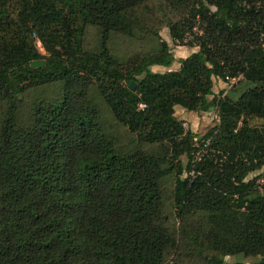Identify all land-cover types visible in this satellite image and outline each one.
I'll return each instance as SVG.
<instances>
[{
	"label": "trees",
	"instance_id": "16d2710c",
	"mask_svg": "<svg viewBox=\"0 0 264 264\" xmlns=\"http://www.w3.org/2000/svg\"><path fill=\"white\" fill-rule=\"evenodd\" d=\"M151 2L178 17L172 39L198 52L177 59L163 41L113 54V37H137ZM88 26L96 50L83 46ZM227 78L244 91L215 94ZM53 84L57 97L23 120L28 92ZM100 100L131 147L106 130ZM176 107L218 111L194 181L196 135ZM263 168L264 0H0V264H183L184 248L195 264H264ZM170 176L177 230L165 213ZM240 255L259 260L228 261Z\"/></svg>",
	"mask_w": 264,
	"mask_h": 264
},
{
	"label": "rangeland",
	"instance_id": "374dc122",
	"mask_svg": "<svg viewBox=\"0 0 264 264\" xmlns=\"http://www.w3.org/2000/svg\"><path fill=\"white\" fill-rule=\"evenodd\" d=\"M149 4V3H148ZM142 10L143 16V28L139 32V35L133 39L115 36L113 37L110 46L111 51L121 60H127L133 56L144 55L151 52H155L159 44L163 41H167L173 50L176 53V50L180 48V39L173 40L171 37L170 29L167 26L169 20L175 22L178 20V17L174 13H170L169 9L164 5H160L157 2H151L149 5ZM199 30L195 28L193 32L187 31L183 34V43L188 44L194 40V34L198 33ZM83 46L88 50H96L99 46V30L95 26H88L83 37ZM40 50L44 52L43 47L39 45ZM186 49V48H185ZM178 59V58H177ZM178 60L173 64L172 67L167 68L160 72H167L170 70L178 69ZM153 69V68H152ZM154 71V70H153ZM159 72V71H158ZM235 80L231 86L226 85L224 92L230 93L233 89H236L238 92H243L245 85L242 82ZM243 81V78H242ZM59 85L53 84L38 88H33L30 90L25 97V102L21 115L22 119L25 120L31 111V106L36 101L45 99H54L59 93ZM95 91V90H94ZM222 92V91H221ZM96 97V92H92ZM98 96V95H97ZM99 98V96H98ZM101 107L103 109L102 113V123L104 124L106 130L114 136L120 147L128 148L131 147L135 142L136 138L128 132L124 127H120L114 120L112 114L108 110L107 106L100 100ZM189 111L179 107L176 110V115L179 119H182L185 123L187 129H191L195 135V140L201 142L204 137L219 124V116L217 109H213L209 114L202 115V112H199V117L194 119L188 115ZM194 140V141H195ZM184 165L188 163V158L186 156L182 157ZM264 172V168L261 170ZM165 187V213L168 219L169 225L172 229L177 230L180 226V219L176 216V211L174 208V178L172 176L168 177L164 183ZM229 262L236 261H246L247 263H253L259 260V258L249 257L245 258L244 256H232ZM179 260L183 264H195L189 255V248H184L182 256L179 257Z\"/></svg>",
	"mask_w": 264,
	"mask_h": 264
},
{
	"label": "built area",
	"instance_id": "2783aa9c",
	"mask_svg": "<svg viewBox=\"0 0 264 264\" xmlns=\"http://www.w3.org/2000/svg\"><path fill=\"white\" fill-rule=\"evenodd\" d=\"M227 79L229 81L228 86H231L235 81V79ZM145 108L146 104H140V109ZM210 144L211 139H207L203 142H199L198 140L194 141V151L192 152V157L189 160L191 164V170L186 174L187 177H190L191 181H194L200 174L199 172H197L196 168L197 165L205 158V155L209 152Z\"/></svg>",
	"mask_w": 264,
	"mask_h": 264
},
{
	"label": "crops",
	"instance_id": "0c3cea01",
	"mask_svg": "<svg viewBox=\"0 0 264 264\" xmlns=\"http://www.w3.org/2000/svg\"><path fill=\"white\" fill-rule=\"evenodd\" d=\"M186 48V49H185ZM199 51V47H188V46H180L179 49L176 50V57L178 59H181V58H187L189 57L192 53H195V52H198ZM178 66L180 67V64H178ZM178 67V68H179ZM167 69L166 67H163V66H159V65H156V66H153V70L155 72H160V71H163ZM225 86H226V83L222 80H219V79H215V86H214V92L215 94H218L220 93L221 91L225 90ZM177 108L179 107H176V110ZM205 114H209V112H202V115H205ZM188 115L191 117V118H195V117H199V113L198 112H189ZM231 258L229 257L228 260H230Z\"/></svg>",
	"mask_w": 264,
	"mask_h": 264
},
{
	"label": "water",
	"instance_id": "95a60500",
	"mask_svg": "<svg viewBox=\"0 0 264 264\" xmlns=\"http://www.w3.org/2000/svg\"><path fill=\"white\" fill-rule=\"evenodd\" d=\"M46 61L45 60H37V61H32L31 66L32 67H44ZM133 89H135V84H132Z\"/></svg>",
	"mask_w": 264,
	"mask_h": 264
}]
</instances>
